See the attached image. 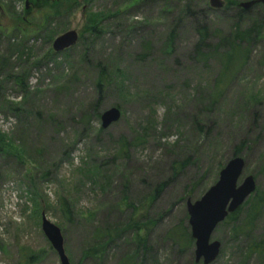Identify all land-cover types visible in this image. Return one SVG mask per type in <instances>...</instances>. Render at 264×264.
Listing matches in <instances>:
<instances>
[{"label":"rangeland","instance_id":"obj_1","mask_svg":"<svg viewBox=\"0 0 264 264\" xmlns=\"http://www.w3.org/2000/svg\"><path fill=\"white\" fill-rule=\"evenodd\" d=\"M223 1L213 10L208 0H0V264H60L42 214L69 264H202L183 230L187 200L236 151L238 184L252 176L264 190V6L240 16L251 0ZM15 17H25L16 28ZM201 25L209 52L196 55ZM250 28L259 35L236 44L222 76L233 34ZM68 31L76 44L55 53ZM111 108L120 118L103 129ZM130 220L145 249L124 229ZM235 226L215 228L211 264H264L249 249L264 238V210L249 234ZM106 233L113 241L100 252Z\"/></svg>","mask_w":264,"mask_h":264},{"label":"water","instance_id":"obj_2","mask_svg":"<svg viewBox=\"0 0 264 264\" xmlns=\"http://www.w3.org/2000/svg\"><path fill=\"white\" fill-rule=\"evenodd\" d=\"M255 4L264 6V0L242 2L238 7L247 11ZM208 5L213 10H220L224 7L225 2L223 0H208ZM77 40L78 35L75 31L65 32L53 40L52 50L55 53L63 52L73 47ZM119 118V110L111 108L101 114V127L106 129L117 122ZM244 165V160L240 157L230 159L219 172L216 183L199 200L195 202L187 200L186 202L188 226L191 238L194 240L196 263L201 261L202 264H211L216 260L221 245L218 241L210 242L212 233L229 214L242 206L255 191L256 186L252 176L245 177L238 184ZM41 231L56 252L59 263L69 264L60 230L46 220L43 214L41 217Z\"/></svg>","mask_w":264,"mask_h":264},{"label":"trees","instance_id":"obj_3","mask_svg":"<svg viewBox=\"0 0 264 264\" xmlns=\"http://www.w3.org/2000/svg\"><path fill=\"white\" fill-rule=\"evenodd\" d=\"M55 1H56L55 4L71 3V0H55ZM234 4L236 5L237 3H234ZM227 6H226V8H227ZM25 12L26 11H24V13ZM184 12L186 15L191 16L188 7H186L184 9ZM238 12H239L238 14L240 16H243V14L245 13L244 11H242V9H239ZM24 21H25V17H15L13 20V27H15L16 23L24 22ZM92 23H94V22H92ZM88 30L91 32L96 31L93 24H91V26ZM198 33H199V40L195 43V46H194V53L196 55L203 54L202 52H204V51L209 52L208 50H209V45H210L208 42L209 36L207 33L206 25L199 26ZM252 33H254L255 36L259 35L258 30H256L255 28L245 29L242 31L236 30V32L233 34V37L231 38V41H230V43L232 45H229L228 52H226L224 54L225 64L223 66L222 76H225L226 70L230 66L233 56L236 54L235 51L238 48L236 46V44L242 43L243 41H248L252 37ZM168 39H169V42L172 41L173 31L169 33ZM228 41L229 40H227V39L225 40L226 43ZM11 78H12V76H11ZM103 78H104V76L101 73L99 75V79L97 81V87L99 89L102 87V81L101 80ZM12 79L14 80V82L17 85H19V84L21 85L22 81L19 77L15 76ZM235 156H237V151L235 152L233 157H235ZM186 163H187V161L182 162L180 164L179 163L176 164L174 167V170H176V171L180 170L184 165H186ZM61 205H62L64 211L67 212V204L65 202H62ZM243 210H245L244 217L238 223L237 222L238 216H239L240 212H242ZM263 210H264V190L259 191L257 188H255L254 193L235 212L229 214L226 217V219L222 222V224H233V226L236 225L233 228V232L240 233V234H249L251 232V229L253 228V226L255 224V221L259 218V216L261 215ZM152 224H154V222H152ZM141 226H142V224H140L137 220H130V222L127 225H125L124 229L135 230L136 234H135L134 240H136V243L138 246L145 249L146 248V238H145V235L144 236L141 235V233H142ZM183 230H184V233H185L187 239L191 242L192 238H191V235L189 232V226H187V224L184 225ZM112 241H113L112 235L110 233H106V235H104L101 238V240L98 244V249L100 250V252L104 251V249ZM249 249H250V254H257L258 256H264V238H262L259 241L253 242V244L249 247ZM86 253L88 255V252H86ZM86 253H85V255H86ZM89 253L91 255H93L95 253H96V255L98 254L97 249H92V251H90Z\"/></svg>","mask_w":264,"mask_h":264}]
</instances>
